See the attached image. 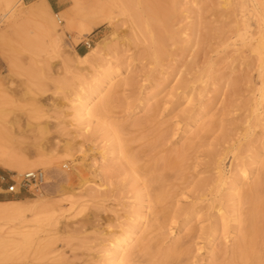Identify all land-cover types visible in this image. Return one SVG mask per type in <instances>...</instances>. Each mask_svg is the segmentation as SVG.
<instances>
[{
  "label": "rangeland",
  "instance_id": "rangeland-1",
  "mask_svg": "<svg viewBox=\"0 0 264 264\" xmlns=\"http://www.w3.org/2000/svg\"><path fill=\"white\" fill-rule=\"evenodd\" d=\"M0 147V264H264V0H0Z\"/></svg>",
  "mask_w": 264,
  "mask_h": 264
},
{
  "label": "bare ground",
  "instance_id": "bare-ground-1",
  "mask_svg": "<svg viewBox=\"0 0 264 264\" xmlns=\"http://www.w3.org/2000/svg\"><path fill=\"white\" fill-rule=\"evenodd\" d=\"M44 6H47V7H50V4L47 2V1H44V4L43 5H34L33 7H34V10L36 11V12H41L42 11V8L44 7ZM19 12V11H18ZM55 24L56 23H53V22H51L50 23V26L55 30ZM57 25V24H56ZM110 75L111 74H108V76H107V78L108 77H110ZM100 82V81H99ZM96 87V86H95ZM100 85H98V87H97V89H95L94 90V92H92V93H90V94H88V96H86V100H85V102L84 103H81V101H82V99H83V97L82 98H80L79 99V108H78V110L80 111V117H84L85 115H88V112L90 111V107H89V101L90 100H92V95H94L93 93H95V92H97L99 89H100ZM86 94V93H85ZM84 101V100H83ZM13 122V121H12ZM15 122V121H14ZM13 124V123H12ZM11 124V125H12ZM1 126H3V125H1ZM11 127V126H10ZM1 148V147H0ZM3 149V148H2ZM4 150V149H3ZM3 150H1L0 149V165L1 166H3V167H6V168H19V170H20V168H27L28 167V162L27 161H25V159H22V158H16V156H13V155H7L5 152H3ZM5 151V150H4ZM33 167V166H32ZM31 168V167H30ZM261 203V202H260ZM264 203H262V205H263ZM43 206V205H42ZM260 206V205H259ZM44 208H45V206H44ZM259 208H261V206L259 207ZM12 209V208H11ZM263 210V209H262ZM7 211H9L8 209H6V208H4V209H2V210H0V212H1V214L2 213H5V212H7ZM13 211V210H12ZM2 216V215H1ZM264 229V228H263ZM130 232V231H129ZM135 234V231H132V232H130L126 237H125V239L124 240H122V241H120L119 243H118V245L117 246H115V252H117V253H119V251L120 250H125L126 251V249H127V247H128V245L131 243V241L133 240V235ZM134 241V240H133ZM114 244V243H113ZM252 253V252H251ZM249 256H251V257H253V258H251V259H253V260H255L256 259V257L254 256V254H252V255H249ZM115 260H117V254H115V255H113L111 258H110V261L111 262H114ZM118 261V260H117Z\"/></svg>",
  "mask_w": 264,
  "mask_h": 264
},
{
  "label": "built area",
  "instance_id": "built-area-1",
  "mask_svg": "<svg viewBox=\"0 0 264 264\" xmlns=\"http://www.w3.org/2000/svg\"><path fill=\"white\" fill-rule=\"evenodd\" d=\"M45 183V173L41 169L30 170L23 174L18 182H13L8 186L7 190L11 193L34 192L40 191Z\"/></svg>",
  "mask_w": 264,
  "mask_h": 264
}]
</instances>
